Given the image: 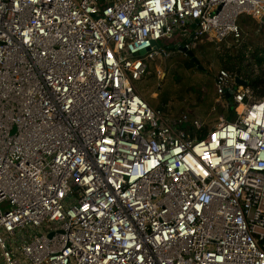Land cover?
Wrapping results in <instances>:
<instances>
[{"label": "built area", "instance_id": "1", "mask_svg": "<svg viewBox=\"0 0 264 264\" xmlns=\"http://www.w3.org/2000/svg\"><path fill=\"white\" fill-rule=\"evenodd\" d=\"M241 16L264 0H0V264H264V98L219 70L203 134L135 87Z\"/></svg>", "mask_w": 264, "mask_h": 264}, {"label": "trees", "instance_id": "2", "mask_svg": "<svg viewBox=\"0 0 264 264\" xmlns=\"http://www.w3.org/2000/svg\"><path fill=\"white\" fill-rule=\"evenodd\" d=\"M238 26L240 28L238 39L229 37L220 43L209 40L196 41L190 49L193 58L197 57L199 52L205 53L207 60L213 65L212 72L205 73L194 64L191 58L176 49L172 56L166 58L169 63L173 61L175 69L166 73L162 81L163 88L155 81L150 84L153 79L150 76L138 81L150 85L153 93L157 94L158 101L140 95L151 108L159 109L162 106L164 109H160L167 117L176 118L185 114L190 121H200L203 134L218 122L213 119H218L225 114L226 120H232L235 116L234 108L229 105L223 106L222 109L217 107L213 79L219 70L247 82V88L256 99L264 98V28H259L247 16H241L238 19ZM169 47L174 48V44H170ZM203 73L206 74V84L210 86V89L203 87L205 92L200 93L196 91L195 84L202 78ZM153 101L156 102L155 105H152ZM168 102L172 103L171 106L167 105ZM208 116H211L213 121L204 120Z\"/></svg>", "mask_w": 264, "mask_h": 264}, {"label": "rangeland", "instance_id": "3", "mask_svg": "<svg viewBox=\"0 0 264 264\" xmlns=\"http://www.w3.org/2000/svg\"><path fill=\"white\" fill-rule=\"evenodd\" d=\"M189 30L186 29V30H181L178 34L174 35L173 37V43L171 44H177V43H182L184 42V38H185V35L187 34ZM161 46H163L164 48H166L167 51H169L172 55L175 53L176 51V48H170V44L169 45H163L161 44ZM194 45H190L189 47H193ZM208 47H206L207 49ZM171 55V56H172ZM197 60H198V63L201 62V64L199 63V66L201 67V69H203V71L205 73L207 72H212L213 70V65L211 62H209L206 58V55L205 53L203 54L202 52H199L197 54V57H195ZM175 69V64L173 63V61L171 63H169V61L167 62L166 59L165 60H161L158 62V70H160V74H157L156 72V69L154 70H151L150 73L148 74V76H150L151 78H153L150 82L153 83L154 81L161 87L163 88V83L162 81L164 80L165 76H166V73L167 72H171ZM203 73V76L201 79H198V81L196 82V91L197 92H200V93H203L205 92V89H210V86L208 84H206V74ZM215 74V72H214ZM169 75V73H168ZM213 75V74H212ZM215 76V75H214ZM135 87L137 88V90L140 92V94L143 96V97H149L151 98L152 100H157V94L153 93L152 91V87L150 85H145V84H142V83H135ZM205 89H204V88ZM151 91V93H150ZM150 93V94H149ZM158 101V100H157ZM156 102L153 101L152 102V105H155ZM172 103L168 102V106L170 105L171 106ZM161 105V104H160ZM218 109H222L223 105L218 103ZM160 108L163 110L164 108L162 106H160ZM159 108V109H160ZM211 116H208L206 117L204 120H207V121H219L220 119H223V120H226V116L225 114L224 115H221L220 118L218 119H213Z\"/></svg>", "mask_w": 264, "mask_h": 264}, {"label": "water", "instance_id": "4", "mask_svg": "<svg viewBox=\"0 0 264 264\" xmlns=\"http://www.w3.org/2000/svg\"><path fill=\"white\" fill-rule=\"evenodd\" d=\"M195 23H196V22H194V24L191 25V27H190L191 29H194V28H195ZM188 39H189V41H191V40L193 39V35H190ZM153 45H154V46H157V44H156L155 42L153 43ZM177 49H178V51H180L181 53H184L186 56H188L189 58H191V60L194 62V64H196V66H197L198 68H201V67L199 66V64H198V60H197L196 58H193V57H192V53H191L190 51H188L185 47L181 46V47H178ZM235 83H236L238 86L247 87V82H245L244 80H242V79H240V78H236V79H235ZM231 94H232V92L230 91L229 93H227V94L225 95V98L228 100L230 107H232V102L230 101V95H231Z\"/></svg>", "mask_w": 264, "mask_h": 264}, {"label": "snow or ice", "instance_id": "5", "mask_svg": "<svg viewBox=\"0 0 264 264\" xmlns=\"http://www.w3.org/2000/svg\"><path fill=\"white\" fill-rule=\"evenodd\" d=\"M213 139H215V136L213 137Z\"/></svg>", "mask_w": 264, "mask_h": 264}, {"label": "bare ground", "instance_id": "6", "mask_svg": "<svg viewBox=\"0 0 264 264\" xmlns=\"http://www.w3.org/2000/svg\"><path fill=\"white\" fill-rule=\"evenodd\" d=\"M240 110V109H239Z\"/></svg>", "mask_w": 264, "mask_h": 264}]
</instances>
